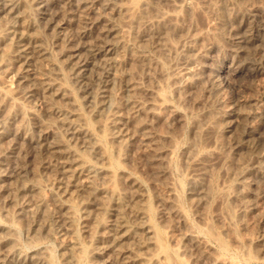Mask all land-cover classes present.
<instances>
[{
    "label": "bare ground",
    "instance_id": "bare-ground-1",
    "mask_svg": "<svg viewBox=\"0 0 264 264\" xmlns=\"http://www.w3.org/2000/svg\"><path fill=\"white\" fill-rule=\"evenodd\" d=\"M95 1L0 0V69L4 74L0 80L1 129L19 119L13 125V141L30 147L43 170L54 174L50 180V187L55 190L49 195L51 200L42 194L39 183L29 184L26 177H22L20 189L14 192L17 205L13 208H20L19 202H25L24 191H29L38 195L31 215L39 214L46 219L47 203L54 202L62 226L74 235L72 240L60 244L66 264H92L89 258L96 254L105 256L106 264H172L167 250L155 245L158 231L143 208L146 194L143 184L127 170L114 171L115 165L111 167L109 153L103 146L104 141H109L119 157H123L129 147L148 148L150 153L146 160L156 172H165L166 159L172 152L169 141L172 140L168 135L154 136L151 128L157 120L167 124L172 121L170 114L161 115L162 110L177 113V109L157 96L153 86L143 88L133 82L131 71L123 73L120 67L149 68L159 65L158 57L179 53L182 65L172 74V81L184 101L200 84V71L191 66L193 61L198 62L192 51L204 32L190 22L193 6L185 0L181 3L176 0H128V3L98 0L111 13L99 14L94 22H89L90 6ZM243 1L246 0H234L236 3ZM181 8L186 16L177 14ZM207 8L214 14L212 26L216 30L227 27L233 30L230 55L236 58L237 65L255 71L264 68V21L258 23L252 10L235 8L234 3L227 0L209 1ZM3 13L5 15L1 16ZM72 19L78 22L77 32L81 37L78 43L68 36V23ZM256 20L259 25H254ZM48 36L58 47V59L46 47ZM172 38H176L177 44ZM115 51L120 55L113 60L112 72L97 77L94 87L82 92L90 108L88 116L84 115L65 85L66 78L69 74L77 86L83 88L84 72L91 61ZM256 53L260 56L254 57ZM61 66L68 72L67 76L61 72ZM8 76L14 78L12 84ZM148 78L153 79V74ZM142 95L147 98L143 99ZM35 96L41 99L39 111L29 107ZM257 104L248 102L229 111H207L192 119L191 138L182 149L185 161L192 163L187 193L198 217L210 231L213 228L201 209L214 196L218 173L215 167L222 173L218 175L224 178L219 193L222 211L216 216L218 220L223 216L228 219L226 223L221 222L222 231L236 234L235 223H243L244 216L256 207L247 179L253 176L264 180V153H257L253 163L244 160L243 155L254 150L256 134L252 130L247 133L242 130L248 118L264 117V109ZM29 121L36 126V137L29 136ZM92 122L100 136L92 130ZM203 139H209L207 147L202 146ZM163 140H168L169 144L163 145ZM176 188L173 183H166L169 198L161 201L168 211L162 212L161 217H182L177 208ZM233 202L240 203V212L232 210ZM75 224L80 225L88 239L89 250L75 236ZM33 232L38 233L39 228L35 227ZM8 235L4 238L10 241ZM197 241L193 235L184 234L179 242L180 251L173 252L185 254L195 248L196 262L208 260L209 264H225L211 257ZM248 241L259 246L264 254V227L255 239ZM155 246L158 248L153 250ZM43 256L41 252L16 254L13 247L5 255L15 257L18 264H47ZM0 264H5L1 258Z\"/></svg>",
    "mask_w": 264,
    "mask_h": 264
},
{
    "label": "rangeland",
    "instance_id": "rangeland-1",
    "mask_svg": "<svg viewBox=\"0 0 264 264\" xmlns=\"http://www.w3.org/2000/svg\"><path fill=\"white\" fill-rule=\"evenodd\" d=\"M181 1L176 0L177 3H181ZM209 1L212 0H185L186 3L190 2L193 6V13L189 17L190 22L196 29L203 31L204 36L194 44L192 51V55L198 58V62L193 61L191 66L199 69L200 84L188 93L184 101L182 96L175 91L172 81V74L182 65L179 53L170 56H160L158 57L159 65H151L149 68H137L136 66L130 67L128 65L120 67L123 73L131 71L130 79L133 82L143 88L153 86L157 96L163 98L169 105L177 109V113L162 110L160 112L161 115L170 114L172 121L167 124L164 120H157L151 128L154 136L168 135L170 140H172L169 141L170 144L167 142L168 140H163L162 142L163 145H172V152L168 155L164 165L165 172H161V170L156 172L150 161L146 160L147 154L150 153L148 148H142V150L136 147L126 148V153L123 157L117 155L116 150H114L115 147L109 141L108 143L104 141L106 144L103 148L107 149L104 151L109 153L107 154L109 160H112H110L111 167L112 164L116 166L112 167L113 170L115 169L114 171L127 170L143 184L146 193L143 208L148 211V215L149 217L151 216L150 218L154 223V228L158 231L155 245L159 246V248L163 246L162 248L167 250L165 251L169 256V261L173 262L172 264H180L182 261L184 264H209L208 260L202 261V263L196 262L197 252L195 248H191L190 252L185 254L179 252L176 255L177 253L173 252L174 250L180 251L178 248L179 242L184 234H191L196 237L199 247L208 250L211 257L217 258L225 264H264V254L259 251L260 247L248 241L250 238L255 239L264 227V180L255 179L253 176L248 177L247 181L251 184V199L256 207L244 216L243 223H235L236 226H234L237 228V233L234 235L225 233L220 228L222 223L228 221L226 217H220V220L216 219V216L221 215L220 211H222L219 193L222 191L224 179L223 176H219L222 173L217 170V167L214 170L218 172L215 180L214 196L201 209L206 214L207 221L213 228L212 231L207 229L204 222L198 217V212L192 205L187 193V179L192 169V163L191 161H185L182 149L185 148L188 142L187 139L191 138L192 119L194 120L204 115L207 111H229L248 102L258 103L257 105H260L262 110L264 109V68L255 71L252 68L237 65L236 58L230 55V50L234 44L233 30L227 27L218 31L215 26H212L215 23V19L214 14L207 8ZM227 1L233 2L235 8H241L246 11L252 10L257 16L258 23L264 21V0H246L241 3H236L234 0ZM124 2L128 3V0ZM90 7L89 22H94L99 14L108 15L111 13V10L109 8L104 9L98 0L93 2ZM177 14L183 17L186 16V11L181 8L177 11ZM4 15L3 13L1 16ZM257 20L254 25H259ZM36 24L39 26L37 21ZM77 26L78 22L75 19L68 23V36L76 43L81 40L79 32H77ZM42 29L41 27L40 30L44 31ZM91 31L94 32V29ZM4 42L3 40L2 44ZM172 42L177 44L176 38H172ZM46 47L55 56V59L60 57L58 47L52 41L51 36L47 37ZM119 55L120 52L115 51L92 60L93 62L91 61L84 72L82 80L84 90L79 85L77 86V83L69 77L63 66L60 67L63 74L66 76L68 74L65 85L76 99L78 107L84 115L89 114L90 108L82 92L86 89L91 90L97 77L107 76L112 70L111 66L114 65L113 60L117 59ZM259 56V53L254 54V57ZM149 74H153V79L149 80ZM3 76L4 74L0 69V80ZM10 76H8V81L12 84L14 78H10ZM141 97H144L143 99L147 98L144 95ZM40 103V97L35 96L29 102V107L39 111ZM2 117L3 113L0 112V132H3V134H0V174H2L0 178V258L4 260L5 264H18L16 259H14L15 257H5L9 249L13 247L16 254L18 252L26 254L41 252L44 255L43 257L46 258L47 264H66L61 255L60 244L72 240L74 235L66 229V226H62L60 215L56 211L54 202L48 201L47 203V220L39 214L31 215L33 211L30 210H35V201L38 195L29 191H24L23 201L25 200V204L17 200L20 203V208L19 206L13 208L14 205H17L15 198H13L14 192L20 189L18 187L22 177H26L25 180L29 184L39 183L42 194L51 200L49 195L53 194L55 190L52 186L50 187V180L53 179L54 174L43 170L38 157L35 156L30 147L28 149L27 146H22L21 142L13 141V125L18 123L19 119L12 121L14 123L9 122L5 129H1ZM41 120L43 121V118ZM245 125L243 132L247 133L252 130L256 134L254 150L243 155L244 160L250 164L255 161L257 153H264V117L261 119L248 118L245 121ZM35 127L29 121L30 137H36L37 130ZM92 130L97 135H101L98 133L94 122H92ZM201 143H203L202 146L205 145L207 147L209 139H203ZM20 175L22 176L19 177ZM237 179H239V176L234 181H238ZM167 182H171L177 187L176 192L179 196L177 208L182 217L168 216L166 218L160 216L162 212L168 211L161 201L162 198H169L166 191ZM61 200L65 203L67 202V204L70 203L68 202L70 200L67 201L65 198ZM231 208L234 212H240V203L233 202ZM26 209L28 212H26ZM238 224L242 225L239 227ZM79 226L75 224V236L78 237V240L80 239V244L81 242L84 243L82 245L86 250H89L88 239L84 237ZM35 227L39 228V234L33 232ZM48 230L50 232L47 234ZM7 233L11 237L10 241L4 238ZM156 246L153 247V250L158 248ZM86 254L89 253L86 251ZM88 256L86 255V257ZM88 258H86L87 261ZM89 259L92 264H106L107 260L105 256L99 254Z\"/></svg>",
    "mask_w": 264,
    "mask_h": 264
}]
</instances>
